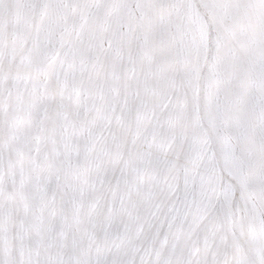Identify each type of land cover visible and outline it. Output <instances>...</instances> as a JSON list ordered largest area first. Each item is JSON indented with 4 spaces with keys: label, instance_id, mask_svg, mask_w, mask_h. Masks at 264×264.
I'll return each instance as SVG.
<instances>
[{
    "label": "snow or ice",
    "instance_id": "6c2138e0",
    "mask_svg": "<svg viewBox=\"0 0 264 264\" xmlns=\"http://www.w3.org/2000/svg\"><path fill=\"white\" fill-rule=\"evenodd\" d=\"M0 264H264V0H0Z\"/></svg>",
    "mask_w": 264,
    "mask_h": 264
}]
</instances>
